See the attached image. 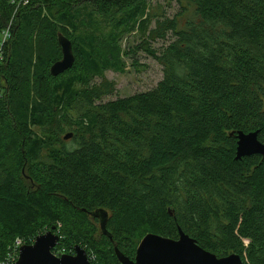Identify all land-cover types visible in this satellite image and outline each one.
I'll use <instances>...</instances> for the list:
<instances>
[{
    "label": "trees",
    "instance_id": "obj_1",
    "mask_svg": "<svg viewBox=\"0 0 264 264\" xmlns=\"http://www.w3.org/2000/svg\"><path fill=\"white\" fill-rule=\"evenodd\" d=\"M177 1L169 18L147 0H0V37L12 30L0 64V260L56 226L55 253L78 244L100 264L180 229L220 257L264 264V155L237 159L238 131L264 143V0ZM133 28L163 79L104 101ZM59 33L76 60L54 76ZM99 208L109 235L89 214Z\"/></svg>",
    "mask_w": 264,
    "mask_h": 264
},
{
    "label": "water",
    "instance_id": "obj_2",
    "mask_svg": "<svg viewBox=\"0 0 264 264\" xmlns=\"http://www.w3.org/2000/svg\"><path fill=\"white\" fill-rule=\"evenodd\" d=\"M58 41L62 57L51 66V73L54 76L72 68L76 60L72 40L59 33ZM72 136V132L66 133L64 139H70ZM237 139V159L252 154L264 155V143L259 140L258 131L248 133L238 131ZM89 214L99 219L102 232L109 235L107 230L109 211L99 208ZM59 240L57 228L53 226L39 234L34 243L22 245L18 260L12 264H93L86 249L78 244L75 246V254L56 255L53 249ZM115 251L122 264H243L240 254L231 253L220 257L202 247L195 238L182 229L179 238L176 239L155 232L147 233L138 244L134 259L125 256L118 247Z\"/></svg>",
    "mask_w": 264,
    "mask_h": 264
},
{
    "label": "rangeland",
    "instance_id": "obj_3",
    "mask_svg": "<svg viewBox=\"0 0 264 264\" xmlns=\"http://www.w3.org/2000/svg\"><path fill=\"white\" fill-rule=\"evenodd\" d=\"M148 5L153 12H165L166 16L173 18L180 10V3L177 0H147ZM156 27V19L149 20L148 28ZM146 34L142 30L133 28L124 32L118 41L121 49V60L117 69H108L105 71V77L116 84V91L103 98L104 101L126 97L136 93L151 90L163 79V66L151 55L138 48V45L144 40ZM173 37L168 35L166 40L156 39L151 41V46L155 49H161L167 45ZM102 77L96 76L92 83H101ZM69 146L72 140L67 139Z\"/></svg>",
    "mask_w": 264,
    "mask_h": 264
},
{
    "label": "built area",
    "instance_id": "obj_4",
    "mask_svg": "<svg viewBox=\"0 0 264 264\" xmlns=\"http://www.w3.org/2000/svg\"><path fill=\"white\" fill-rule=\"evenodd\" d=\"M22 2L26 4V3H28V0H20L19 5ZM1 35L2 36L0 37V64L2 63V61L4 59L6 46L12 37L11 25H9L7 28H5ZM36 237L34 239L30 238L29 244L34 243L36 240ZM24 244H27V243H25L22 238H17L15 243L9 248L8 253L5 256V258L0 260V264H12V263L16 262L19 258L20 247ZM55 254L58 256H61L62 254H67V253H66L65 248H61L60 250H58V253H55ZM70 254H75V251H72V253H70ZM88 257H89L90 261L96 262V255L91 254V256H88ZM93 264H95V263H93ZM96 264H100V263L96 262Z\"/></svg>",
    "mask_w": 264,
    "mask_h": 264
}]
</instances>
